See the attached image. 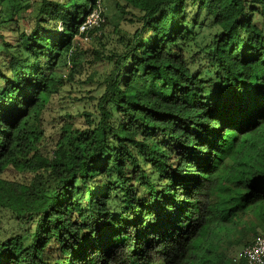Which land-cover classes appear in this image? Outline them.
Segmentation results:
<instances>
[{"label":"trees","instance_id":"1","mask_svg":"<svg viewBox=\"0 0 264 264\" xmlns=\"http://www.w3.org/2000/svg\"><path fill=\"white\" fill-rule=\"evenodd\" d=\"M129 2L103 54L102 13L73 45L101 0H0V264H244L228 247L264 234V0ZM88 51L103 90L48 155L57 65Z\"/></svg>","mask_w":264,"mask_h":264},{"label":"rangeland","instance_id":"2","mask_svg":"<svg viewBox=\"0 0 264 264\" xmlns=\"http://www.w3.org/2000/svg\"><path fill=\"white\" fill-rule=\"evenodd\" d=\"M121 5H124L122 9L120 8ZM100 9L105 17V23L102 27V42L105 48H103L102 52L103 54H108L119 47L120 38L125 36L127 30L131 28L132 24L129 21H133V18H135L134 14H136L137 10H135V7H133L129 0H101ZM195 32H198L199 35L196 37L197 44L202 38H205V43H207L209 36L205 28L196 29ZM79 43L81 45L83 44V47L88 48L92 44V39L90 38L88 41L83 42L75 40L73 45L76 47ZM92 45L96 48L98 46L97 43L95 45L93 43ZM201 48L202 46L199 47L197 45L191 50L193 52L197 50L196 52L200 53L199 49ZM193 56L197 63H201V55ZM93 57L92 51L85 53V62L78 73H72L74 69H71V60L67 56L59 60L56 73L58 77H62L64 80L60 85L58 93L53 95L47 108L42 112L40 120V127L44 130V136L40 142V146L43 152L48 155H51L54 149L62 125L67 124V122L83 125L82 112L93 111L94 104L103 90V79L109 73L112 65L105 60H95ZM70 73H72L71 79L65 80ZM78 116H80V119H78ZM14 179L20 181V176H16L15 173ZM12 222L9 213H3V210L0 208V239L10 236L11 228L14 226ZM223 234V231L216 233L217 239L222 238L220 243L222 244V247H220L221 250L225 249L224 247H228L225 238H223ZM246 243V241H242L238 245L228 247L231 256L234 258L239 257V252Z\"/></svg>","mask_w":264,"mask_h":264},{"label":"built area","instance_id":"3","mask_svg":"<svg viewBox=\"0 0 264 264\" xmlns=\"http://www.w3.org/2000/svg\"><path fill=\"white\" fill-rule=\"evenodd\" d=\"M101 13L102 10L97 6L85 16L79 25V33H85L84 41L88 40L86 32L89 29L98 27L104 22ZM240 257L244 260V264H264V234L257 236L246 244L240 252Z\"/></svg>","mask_w":264,"mask_h":264},{"label":"clouds","instance_id":"4","mask_svg":"<svg viewBox=\"0 0 264 264\" xmlns=\"http://www.w3.org/2000/svg\"><path fill=\"white\" fill-rule=\"evenodd\" d=\"M246 244H248V243H246ZM246 244H245V245H246ZM245 245H243V247H244ZM243 247H242V248H243ZM241 250H242V249H241ZM240 252H241V251H240ZM240 252H239V257H240Z\"/></svg>","mask_w":264,"mask_h":264}]
</instances>
